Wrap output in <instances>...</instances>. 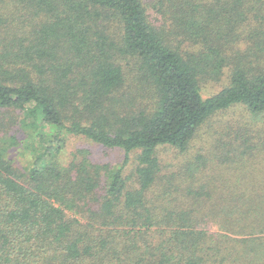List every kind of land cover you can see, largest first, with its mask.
I'll list each match as a JSON object with an SVG mask.
<instances>
[{
  "label": "trees",
  "instance_id": "trees-1",
  "mask_svg": "<svg viewBox=\"0 0 264 264\" xmlns=\"http://www.w3.org/2000/svg\"><path fill=\"white\" fill-rule=\"evenodd\" d=\"M0 264H264V0H0Z\"/></svg>",
  "mask_w": 264,
  "mask_h": 264
},
{
  "label": "rangeland",
  "instance_id": "rangeland-1",
  "mask_svg": "<svg viewBox=\"0 0 264 264\" xmlns=\"http://www.w3.org/2000/svg\"><path fill=\"white\" fill-rule=\"evenodd\" d=\"M225 81L226 78L222 79V81L206 80L203 83L204 95L211 96L217 93L223 87V85H225ZM243 111V109H233L229 112H226V116L229 117V119L238 118V116L244 113ZM12 133H16V129H13ZM210 137L211 136L209 135V131L206 128H202L195 137L188 156L191 159H194V155L199 148L205 147L206 149V147H209V144L211 142ZM81 149L88 150L89 157L100 164H109L111 166H114L120 164L123 161L124 152L120 149H109L83 137L68 136L66 145L59 156L60 162L63 165H69V163L74 160L75 153H78V150ZM11 150V156L16 160V164L19 167H24V165L27 166L29 164L30 157L27 151H25L21 147H13ZM175 154H177L175 149L168 148L164 150L161 155L166 158L167 156H175ZM183 159H185L184 156H181L179 158V160ZM212 229L217 230V225H212Z\"/></svg>",
  "mask_w": 264,
  "mask_h": 264
}]
</instances>
